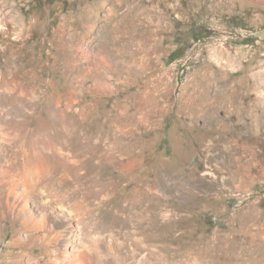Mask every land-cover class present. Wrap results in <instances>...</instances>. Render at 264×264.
<instances>
[{
  "label": "rangeland",
  "instance_id": "1",
  "mask_svg": "<svg viewBox=\"0 0 264 264\" xmlns=\"http://www.w3.org/2000/svg\"><path fill=\"white\" fill-rule=\"evenodd\" d=\"M8 64L28 97L0 99V193L28 151L40 193L86 200L60 264H130L152 230L158 264H264V0H0ZM10 221L0 264H48Z\"/></svg>",
  "mask_w": 264,
  "mask_h": 264
},
{
  "label": "bare ground",
  "instance_id": "2",
  "mask_svg": "<svg viewBox=\"0 0 264 264\" xmlns=\"http://www.w3.org/2000/svg\"><path fill=\"white\" fill-rule=\"evenodd\" d=\"M21 77L9 69V64L6 65L5 71H3L2 68L0 69V99L3 98L8 100L10 98L15 101L14 104L16 106L24 99H27V88ZM83 88V91L90 92L91 87L88 88L84 86ZM54 109L56 113L54 114V120L59 127L56 128L58 131H61L62 135L65 137V146L70 150L74 130H69L72 126L60 120L61 118H59L57 107L54 106ZM57 133L53 135V138L57 137ZM72 155L73 153H70L66 157H62L60 153L54 152L49 156V159L47 158L44 161V165L48 166L53 164V158L64 160L63 162L65 163L71 162V158H73ZM24 157L27 158L24 165V177L18 181L16 180L9 183L7 186L5 185L6 187L4 188L6 192L0 193V234L3 233V224L5 220H11L10 222L13 223V227L19 226V229L12 234L8 247L19 245L24 251L29 249V247H39V249L41 248L44 250V254L48 257V264H60L61 261L69 259L72 255H83L86 250L84 249L85 251H82V247H79L72 241L74 239L72 230H74V225H78L79 218L87 213L85 205L86 200L82 197L79 201L70 204L67 198L61 197L55 200L52 199L53 196L40 193L41 191H39V189H41L40 186L44 178L42 169L38 167L37 162L28 160V151H25ZM104 157H106V155H104ZM66 158H68L69 161ZM22 189L27 190V194H19L17 192ZM166 197L168 198V196ZM157 202L156 198H152L147 203L148 205H156ZM116 218L115 224L118 225L119 221H117ZM149 220L153 223L152 219L149 218ZM111 224L110 221L108 226L110 227ZM24 234H26V238H23ZM156 236L157 233L152 230L149 237L145 236L144 239H141L142 242L140 241L137 250H128L127 254L129 255L130 264H142V258L146 260L144 264H158L159 259L167 257L163 251L160 250V247L153 244L152 241L156 239ZM92 249L93 251L98 250L97 243L93 242L91 244V251ZM22 250L20 252L24 255ZM187 260L182 264H206L205 261L199 260L194 253H190L187 256ZM30 263L31 262H29V264Z\"/></svg>",
  "mask_w": 264,
  "mask_h": 264
}]
</instances>
